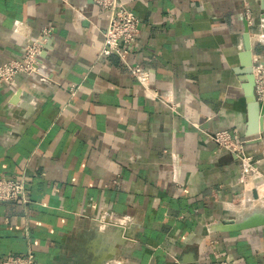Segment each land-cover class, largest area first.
Here are the masks:
<instances>
[{
  "label": "crops",
  "instance_id": "crops-1",
  "mask_svg": "<svg viewBox=\"0 0 264 264\" xmlns=\"http://www.w3.org/2000/svg\"><path fill=\"white\" fill-rule=\"evenodd\" d=\"M123 1L139 35L100 56L94 0H0V64L51 28L43 74L0 86V177H23L28 199L0 203V264L28 250L35 264H264V226L213 230L264 209L244 56L248 29L264 62V0ZM224 129L240 155L210 138ZM110 213L123 226L99 222Z\"/></svg>",
  "mask_w": 264,
  "mask_h": 264
},
{
  "label": "built area",
  "instance_id": "built-area-1",
  "mask_svg": "<svg viewBox=\"0 0 264 264\" xmlns=\"http://www.w3.org/2000/svg\"><path fill=\"white\" fill-rule=\"evenodd\" d=\"M102 10L108 13V25L105 31V41L100 56H109L117 53L125 56L127 50L121 51L120 47L128 46L139 35L140 18L127 7L123 0H94ZM51 32V28L43 29L40 38L26 45L18 58L0 64V86H11L19 75H39L42 70L43 46ZM132 74L146 89L149 88L150 74L141 66L130 67ZM254 76V97L261 102L264 99V62L259 61L253 67ZM43 78V77H42ZM161 97V96H160ZM162 99V97H161ZM164 100V99H162ZM165 101V100H164ZM167 102V101H165ZM210 138L217 143L221 150L240 155L242 145L235 142L229 130H219L210 135ZM20 201L28 202L27 185L23 177H0V203ZM101 224L112 226H123V222L114 219L112 213L105 218H98ZM35 254L32 250L18 255H10L4 258L1 264H35ZM106 264H127L121 261H109ZM219 264H233L229 259L222 260Z\"/></svg>",
  "mask_w": 264,
  "mask_h": 264
},
{
  "label": "water",
  "instance_id": "water-1",
  "mask_svg": "<svg viewBox=\"0 0 264 264\" xmlns=\"http://www.w3.org/2000/svg\"><path fill=\"white\" fill-rule=\"evenodd\" d=\"M245 39V54L246 57V73L249 75L250 83L248 85V118L245 136L250 138L246 140L248 145L258 144L261 142V135L264 133V99L259 102L254 97V76H253V52L251 48V40L249 36V30L246 29L244 34ZM48 38L46 39V41ZM46 51V46H43ZM46 52H42L41 57H45ZM253 137V138H251ZM264 226V209L255 210L247 214L240 220H233L228 222H218L213 225V230L219 231H239L246 229L259 228ZM123 234V233H122ZM123 241L119 243V247L127 246L128 241L133 240L134 234L131 231L125 232L122 235ZM120 253V252H119ZM121 254V253H120Z\"/></svg>",
  "mask_w": 264,
  "mask_h": 264
}]
</instances>
